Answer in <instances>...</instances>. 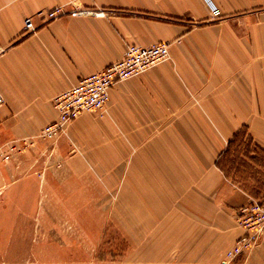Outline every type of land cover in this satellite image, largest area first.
<instances>
[{
  "label": "crops",
  "instance_id": "obj_1",
  "mask_svg": "<svg viewBox=\"0 0 264 264\" xmlns=\"http://www.w3.org/2000/svg\"><path fill=\"white\" fill-rule=\"evenodd\" d=\"M57 7L69 13L41 25L36 13ZM208 16L226 20L190 27ZM27 17L38 28L26 34ZM234 18L242 20L241 35L228 22ZM158 42L169 44V58L117 83L104 114L83 112L69 123L70 142L38 137L57 118V95L120 60L126 45ZM0 93V149L24 148L0 158L1 212L58 211L60 189L113 180L122 190L129 180L136 210L148 213L149 236L153 228L154 260L221 264L241 236L237 211L259 193L226 175L218 161L242 129L264 155V0H0ZM97 125L107 138L103 159L83 141ZM59 147L80 155L64 158L68 170L43 171ZM47 152L50 160L42 157ZM255 152L242 154V162L254 161ZM90 163L106 165L90 172ZM230 264H264V233Z\"/></svg>",
  "mask_w": 264,
  "mask_h": 264
},
{
  "label": "rangeland",
  "instance_id": "obj_2",
  "mask_svg": "<svg viewBox=\"0 0 264 264\" xmlns=\"http://www.w3.org/2000/svg\"><path fill=\"white\" fill-rule=\"evenodd\" d=\"M225 20L226 17L216 19L208 16L204 21H191L190 27L199 29L221 25ZM228 22L238 34L243 33L242 20L234 18L228 19ZM243 139L240 138L239 142L233 144L227 156L222 158V166L230 171L236 182L258 192L257 201H262L264 156L253 149L247 139L246 146L242 144ZM63 141L70 142L67 134H63L53 143L60 145ZM83 141L90 145L91 156L103 159L106 154L103 147L107 138L99 125L90 127V131L85 132ZM23 149L7 148V151L12 154ZM0 151V158L3 160L8 153H5V149ZM253 151H256L257 161L249 162L246 159L244 164L241 155L246 153L248 156V153ZM57 152V158L52 165H43V171L68 170L64 158L80 155L74 147L63 153L59 147ZM51 155V152H47L42 154V157L50 160L53 158ZM110 156L114 159L112 154ZM105 165L90 163L87 165V171H104ZM129 166L128 164L127 167ZM105 170L114 171V165ZM87 182L94 185L106 183V187L97 185L91 189L73 191L60 189L58 211H0V264H163V260L152 258L153 242L148 249V238L152 241L153 228L149 236L146 226L148 213L136 210L130 181H122V190L115 185V182L118 184L119 181ZM161 204L162 199L156 196V209H160ZM158 214L156 213L155 220L159 219ZM149 255L151 256L148 257Z\"/></svg>",
  "mask_w": 264,
  "mask_h": 264
},
{
  "label": "built area",
  "instance_id": "obj_3",
  "mask_svg": "<svg viewBox=\"0 0 264 264\" xmlns=\"http://www.w3.org/2000/svg\"><path fill=\"white\" fill-rule=\"evenodd\" d=\"M77 12L90 13L88 11ZM68 13L63 7H57L50 11H39L36 13V17L39 19L40 24L44 25L48 21L64 17ZM98 14L102 15V13ZM37 28L38 26L32 17L24 19V33H32ZM168 58L169 44L167 42H158L149 47L126 45L120 60L108 65L101 71L80 78L70 89L60 93L53 99L57 118L44 126L38 137L56 140L65 134L68 124L77 119L81 113L95 112L100 115L103 114L109 100V91L117 83L137 77ZM3 102L0 93V106ZM22 143L27 145L30 142L23 140ZM15 148L12 146L9 149ZM236 222L242 230V234L232 247L226 251L221 264H230L233 260L248 253L258 245L264 233V200H254L249 205L238 209Z\"/></svg>",
  "mask_w": 264,
  "mask_h": 264
},
{
  "label": "trees",
  "instance_id": "obj_4",
  "mask_svg": "<svg viewBox=\"0 0 264 264\" xmlns=\"http://www.w3.org/2000/svg\"><path fill=\"white\" fill-rule=\"evenodd\" d=\"M240 138H244L242 144H244L246 146V139L248 141V143L250 144L251 143V139L249 136H247L246 138V130L242 129L241 131H239L238 133H236L234 135V137L232 138V140L229 142V145H228V148L227 150L224 152V154L222 155L224 158L227 156V154L229 153V151L231 150V147L233 146V144H235L236 142H239V139ZM255 149H258V148H255ZM261 152V151H259ZM245 157H246V153L244 154ZM264 156V155H263ZM254 161H257V159H253ZM218 167L224 172L226 173V175H231L230 174V171L227 170V168L225 166H222V164L218 161Z\"/></svg>",
  "mask_w": 264,
  "mask_h": 264
}]
</instances>
